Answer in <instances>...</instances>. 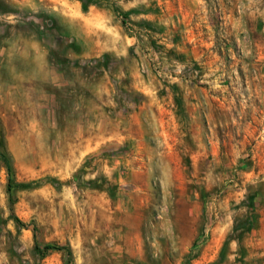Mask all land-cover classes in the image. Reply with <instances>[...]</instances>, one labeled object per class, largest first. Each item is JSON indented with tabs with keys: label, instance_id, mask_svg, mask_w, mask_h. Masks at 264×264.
Listing matches in <instances>:
<instances>
[{
	"label": "rangeland",
	"instance_id": "374dc122",
	"mask_svg": "<svg viewBox=\"0 0 264 264\" xmlns=\"http://www.w3.org/2000/svg\"><path fill=\"white\" fill-rule=\"evenodd\" d=\"M0 264H264V0H0Z\"/></svg>",
	"mask_w": 264,
	"mask_h": 264
},
{
	"label": "trees",
	"instance_id": "16d2710c",
	"mask_svg": "<svg viewBox=\"0 0 264 264\" xmlns=\"http://www.w3.org/2000/svg\"><path fill=\"white\" fill-rule=\"evenodd\" d=\"M80 1L83 4V8L87 10L91 4L103 3L104 0H80ZM248 167L249 164L245 163L241 168L246 169ZM15 219L18 222V224H20L21 226H25V224L18 217H15ZM63 250L68 253L70 258H72V251L69 249V247L57 246V245H45L41 247L40 245H36V251L39 252L42 256H45L52 251H63Z\"/></svg>",
	"mask_w": 264,
	"mask_h": 264
}]
</instances>
